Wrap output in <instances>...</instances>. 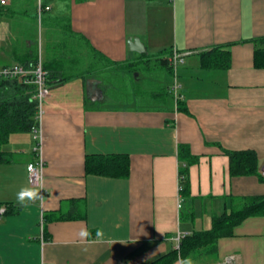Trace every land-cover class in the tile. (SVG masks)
<instances>
[{"label": "crops", "instance_id": "1", "mask_svg": "<svg viewBox=\"0 0 264 264\" xmlns=\"http://www.w3.org/2000/svg\"><path fill=\"white\" fill-rule=\"evenodd\" d=\"M42 1L51 5L42 27L37 24L44 42L67 16L98 51V63L112 65L98 70L93 61L70 62L71 77L48 83L39 150L32 131L13 133L5 144L10 160L0 162V207L6 208L0 264H150L178 248L179 233L211 229L215 216L242 209L250 196L264 197V66L255 61L264 0ZM24 3L37 13L38 0H9L8 6ZM17 12L0 11V68L17 62L14 41L28 40L19 25L27 27L29 14ZM216 47L221 56L228 51L227 62L212 53ZM174 52L183 58L179 99L171 92L174 70L156 61L151 73H158V82L168 73V101L157 93L154 105L112 99L106 86L126 81L133 71L127 64ZM207 52L212 60L203 57ZM89 78L100 80L101 99L87 96ZM245 149L257 155L256 172L231 174L225 150ZM88 154H125L129 173L88 172ZM38 157L45 202L23 207L16 194L31 186L28 163ZM184 164L187 196L180 193ZM81 229L91 237L82 241ZM190 255L194 264H264V213L245 216L230 234Z\"/></svg>", "mask_w": 264, "mask_h": 264}, {"label": "trees", "instance_id": "2", "mask_svg": "<svg viewBox=\"0 0 264 264\" xmlns=\"http://www.w3.org/2000/svg\"><path fill=\"white\" fill-rule=\"evenodd\" d=\"M8 3H0V11H12L16 9L19 12H17L18 14L25 11L29 14L26 23L27 27L19 25V33L20 31L21 33H26L28 40L21 41L18 39L13 43L15 48L14 55L17 59L16 63H20L28 68H34L39 60L42 59L43 66L47 70V83H50L51 78L65 80L71 77L73 74L67 73L66 71V66L70 65V62H75L77 66L81 62L93 61V65L95 64L94 66H97L98 70H100V68H111V63H98L96 60L97 55H99L98 51L87 38L71 28L67 16L58 20V23L61 24L60 30H54L51 41L48 40L44 42L42 36L39 35L38 32V11L36 14L28 12V7L32 6V3H28L27 7L24 3V5H18L16 8L14 6L9 7ZM45 12L46 10L43 11L42 19L39 21L41 27L42 24H44ZM258 43L262 46L256 49V65L264 66V37L258 39ZM217 50L221 49L216 47L212 50V53L216 51L219 52L218 54L220 55V51ZM225 52V54L220 56L222 61L227 62L229 53L228 51ZM212 53H203V57H210L209 59L212 60ZM218 60L220 59L217 58V61ZM155 61L159 66H162L161 68L167 70L171 68L172 71L174 70L170 62V56L157 59L146 58L143 62L131 63V65L127 64L126 66L134 70L136 67L143 65L146 70L151 72V70L155 68ZM205 65L208 66L210 64L206 62ZM82 66L84 69V65ZM82 68L76 67L74 70H82ZM87 68L90 70L96 67ZM81 75H83V73ZM162 89L163 90L160 92L156 91L155 93L159 95L163 93L164 96L168 97V87L163 85ZM36 90V85L33 82L26 81L25 76H7L0 74V162L10 160L9 153L4 149V146L8 143L11 134L16 132H33L34 127L40 126L38 100L35 98ZM171 92L174 94L172 89ZM179 108L182 109L183 106L180 105ZM185 109L186 108H183V110ZM184 147H186V145H180L181 156H186L183 154ZM225 152L230 157L231 174L256 172L258 158L253 150H225ZM129 169L128 157L125 154H116L113 156L88 154L86 157V170L88 172L126 176L129 173ZM180 193L185 196L188 194V168L186 164L180 166ZM255 213H264V197L250 196L245 200L242 209L230 214L225 213L220 216H215L211 229L187 233L182 238L179 248L170 251L150 264H170L179 254L187 256L195 253L202 246L214 242L218 236L230 234L232 232V226L235 223L240 222L245 216Z\"/></svg>", "mask_w": 264, "mask_h": 264}, {"label": "built area", "instance_id": "3", "mask_svg": "<svg viewBox=\"0 0 264 264\" xmlns=\"http://www.w3.org/2000/svg\"><path fill=\"white\" fill-rule=\"evenodd\" d=\"M9 2V0H0L1 4H7ZM38 14H39V21H41L42 19V14L44 10H48L51 8V5L49 4H44L42 0H38ZM183 61L182 55L178 52H174L171 56H170V62L172 63V66L174 68V73H175V79L174 82L172 84V91L176 97V99H179L181 96L180 90L182 87L181 82L178 80L177 77V71H178V65ZM0 74L2 75H7V76H25L26 77V81L29 82H33L36 87V94H35V98L38 100V106H39V116L42 114L43 111V104H44V100L46 99V97L49 96L50 94V87L47 83V70L44 68L43 63H42V59L39 60V62L37 63V65L34 68H28L27 66H24L20 63H14L12 65H8V66H3L0 68ZM31 78H30V76ZM33 133L35 134L34 137L36 138V140L39 141L36 150H39L40 148V142H41V132H40V126L39 127H34L33 128ZM28 165H33V169L32 172L29 173V179L35 178L39 175L43 176L44 179V160L42 157H38L37 160L34 161H30L28 163ZM264 173V172H263ZM45 193V190L43 189V195ZM182 206L181 200L179 202V207ZM5 209V211L0 214V218L1 216L6 212V208L4 207H0ZM187 233H179L176 237L177 241H178V248L180 247V242L182 240V238L186 235Z\"/></svg>", "mask_w": 264, "mask_h": 264}, {"label": "rangeland", "instance_id": "4", "mask_svg": "<svg viewBox=\"0 0 264 264\" xmlns=\"http://www.w3.org/2000/svg\"><path fill=\"white\" fill-rule=\"evenodd\" d=\"M153 68L151 71H153ZM167 71V70H166ZM141 72V73H140ZM98 75H101V72H96ZM157 74L154 72H149L146 70L143 65L136 67L132 72L128 74L126 81L116 89L107 88L108 93L112 97V99L119 103H125L126 105H154L158 101H154L153 95L156 91L163 90L162 87L166 83L168 84V73L166 72L165 78L162 77V81H157ZM109 79H114V76L109 74ZM114 87V86H112ZM162 99L168 101V97L164 96L162 93ZM173 99L176 101V97L173 94ZM161 102V101H160Z\"/></svg>", "mask_w": 264, "mask_h": 264}, {"label": "clouds", "instance_id": "5", "mask_svg": "<svg viewBox=\"0 0 264 264\" xmlns=\"http://www.w3.org/2000/svg\"><path fill=\"white\" fill-rule=\"evenodd\" d=\"M33 165H28L29 173L32 172ZM31 186L22 187L16 194L17 202L23 206L28 207L30 204H36L39 202L40 206L43 207L45 202V197L43 195L44 189V179L42 175H39L35 178L30 179L29 181ZM5 209L0 208V214H2ZM43 219V213H41V220ZM96 237L103 236V230L97 229L95 233ZM79 237L81 240H87L91 237V233L88 232L87 229H81L79 232ZM86 251V249H85ZM176 264H194V260L191 255L186 257H178L176 260Z\"/></svg>", "mask_w": 264, "mask_h": 264}, {"label": "water", "instance_id": "6", "mask_svg": "<svg viewBox=\"0 0 264 264\" xmlns=\"http://www.w3.org/2000/svg\"><path fill=\"white\" fill-rule=\"evenodd\" d=\"M99 82L100 80L96 78L87 79V96L93 101L101 99L103 96V90L99 86Z\"/></svg>", "mask_w": 264, "mask_h": 264}]
</instances>
